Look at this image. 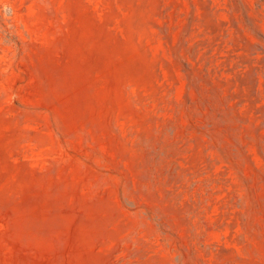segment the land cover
Listing matches in <instances>:
<instances>
[{
    "label": "rangeland",
    "instance_id": "374dc122",
    "mask_svg": "<svg viewBox=\"0 0 264 264\" xmlns=\"http://www.w3.org/2000/svg\"><path fill=\"white\" fill-rule=\"evenodd\" d=\"M0 264H264V0H0Z\"/></svg>",
    "mask_w": 264,
    "mask_h": 264
}]
</instances>
